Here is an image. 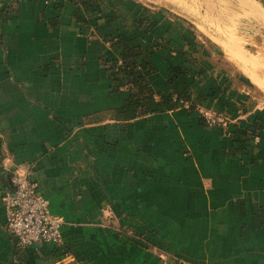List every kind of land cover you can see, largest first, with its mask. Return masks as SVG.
<instances>
[{
    "label": "crops",
    "instance_id": "1",
    "mask_svg": "<svg viewBox=\"0 0 264 264\" xmlns=\"http://www.w3.org/2000/svg\"><path fill=\"white\" fill-rule=\"evenodd\" d=\"M85 1L0 0V264H264V96L184 18ZM126 61L159 109L129 101ZM15 167L63 217L59 246L16 247Z\"/></svg>",
    "mask_w": 264,
    "mask_h": 264
},
{
    "label": "built area",
    "instance_id": "2",
    "mask_svg": "<svg viewBox=\"0 0 264 264\" xmlns=\"http://www.w3.org/2000/svg\"><path fill=\"white\" fill-rule=\"evenodd\" d=\"M207 125L226 126L230 117L223 111H209L202 107ZM11 186L2 195L6 214V227L15 238L18 248H37L42 243L59 246L63 243L62 228L65 223L60 214L54 213L50 202L31 180L25 169H11Z\"/></svg>",
    "mask_w": 264,
    "mask_h": 264
},
{
    "label": "rangeland",
    "instance_id": "3",
    "mask_svg": "<svg viewBox=\"0 0 264 264\" xmlns=\"http://www.w3.org/2000/svg\"><path fill=\"white\" fill-rule=\"evenodd\" d=\"M141 1L184 18L200 36L217 42L222 48L224 60L229 62L231 69L248 78L264 96V88L251 78L253 73L264 83V43H261V40L264 39V28L261 29L259 36V34L240 32L239 28L233 29L228 25L221 24L216 18V14L210 10L206 0H175L174 3L169 0ZM256 1L264 8V3L261 0ZM232 34H235L236 37H244L246 42L240 44L233 41L230 39Z\"/></svg>",
    "mask_w": 264,
    "mask_h": 264
},
{
    "label": "bare ground",
    "instance_id": "4",
    "mask_svg": "<svg viewBox=\"0 0 264 264\" xmlns=\"http://www.w3.org/2000/svg\"><path fill=\"white\" fill-rule=\"evenodd\" d=\"M206 2L221 24L228 25L233 29L239 28L240 32L259 34L260 36L261 29L264 28V8L256 0H206ZM230 39L240 44L246 42L244 37H236L235 34H232ZM261 43H264V39L261 40ZM251 78L264 88V83L255 74L252 73Z\"/></svg>",
    "mask_w": 264,
    "mask_h": 264
},
{
    "label": "trees",
    "instance_id": "5",
    "mask_svg": "<svg viewBox=\"0 0 264 264\" xmlns=\"http://www.w3.org/2000/svg\"><path fill=\"white\" fill-rule=\"evenodd\" d=\"M264 3V0H261ZM85 9H90L91 11L96 10L97 4L95 1L86 0L83 4ZM125 56H132L131 51H126ZM121 71L128 77L127 83L134 87L135 91L131 95L129 101L135 104H139L144 108L148 109H159L160 104L154 103L152 101V91L150 90L145 75L142 70H138L135 61L125 62V65L121 68ZM165 103H170L174 105L175 103L171 101V96L162 95L161 105ZM151 105V107L149 106Z\"/></svg>",
    "mask_w": 264,
    "mask_h": 264
}]
</instances>
